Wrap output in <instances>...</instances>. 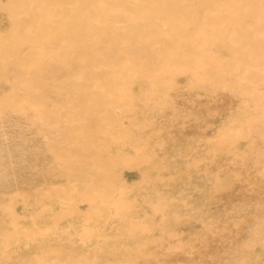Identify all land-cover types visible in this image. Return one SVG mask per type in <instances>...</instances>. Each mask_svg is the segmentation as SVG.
<instances>
[{
    "label": "rangeland",
    "instance_id": "rangeland-1",
    "mask_svg": "<svg viewBox=\"0 0 264 264\" xmlns=\"http://www.w3.org/2000/svg\"><path fill=\"white\" fill-rule=\"evenodd\" d=\"M179 263L264 264V0H0V264Z\"/></svg>",
    "mask_w": 264,
    "mask_h": 264
},
{
    "label": "bare ground",
    "instance_id": "bare-ground-1",
    "mask_svg": "<svg viewBox=\"0 0 264 264\" xmlns=\"http://www.w3.org/2000/svg\"><path fill=\"white\" fill-rule=\"evenodd\" d=\"M234 176H235V175H234ZM252 185H253V184H252ZM235 219H236V218H235ZM170 236H171V235H170ZM177 242H178V241H177ZM177 242H176V243H177ZM176 243H175V245H176ZM179 245H180V244H179ZM173 246H174V245H173ZM173 246H172V247H173ZM172 247H171V248H172ZM176 247H177V246H176ZM179 248H180V247H179ZM165 250H166V249H165ZM171 250H172V249H171ZM175 250H178V249L175 248ZM179 264H180V263H179Z\"/></svg>",
    "mask_w": 264,
    "mask_h": 264
}]
</instances>
